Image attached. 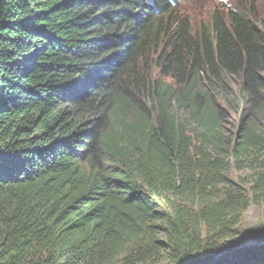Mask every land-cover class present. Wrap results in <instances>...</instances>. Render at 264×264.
<instances>
[{
    "label": "trees",
    "instance_id": "trees-1",
    "mask_svg": "<svg viewBox=\"0 0 264 264\" xmlns=\"http://www.w3.org/2000/svg\"><path fill=\"white\" fill-rule=\"evenodd\" d=\"M251 12L0 0V264H264V245L213 260L264 242L238 231L264 199ZM227 110L249 123L236 138Z\"/></svg>",
    "mask_w": 264,
    "mask_h": 264
},
{
    "label": "rangeland",
    "instance_id": "rangeland-1",
    "mask_svg": "<svg viewBox=\"0 0 264 264\" xmlns=\"http://www.w3.org/2000/svg\"><path fill=\"white\" fill-rule=\"evenodd\" d=\"M231 1L232 0H230L229 2ZM215 9L216 8L212 0H186V2L182 6L177 7V10L180 12V14L189 16L191 20H193L196 16V21L198 23L200 19L204 20L208 13ZM254 11L256 13V18L260 21L264 28V0H256ZM166 80L168 81V79ZM238 83V79L229 78L225 81V86L228 90H232L238 85ZM227 114V124L225 125V127L228 130V134L232 138H236L238 134L237 132L239 130L243 131L245 125H248L249 123L247 122L242 124L239 118L233 113L231 114L229 110H227ZM229 177L233 181L238 182L241 185L243 183L244 185L245 181L250 180L251 171L247 169L243 171H237L234 169V167H231V169L229 170ZM258 225H264V199L257 204L251 203L248 208L242 213L238 231H250L252 228Z\"/></svg>",
    "mask_w": 264,
    "mask_h": 264
},
{
    "label": "water",
    "instance_id": "water-1",
    "mask_svg": "<svg viewBox=\"0 0 264 264\" xmlns=\"http://www.w3.org/2000/svg\"><path fill=\"white\" fill-rule=\"evenodd\" d=\"M253 245H264V242H256V241H245L241 244H239L238 246H235V247H227L223 250H221L214 258L213 260H217L222 254H225V253H228V252H231L235 249H238V248H242V247H245V246H253Z\"/></svg>",
    "mask_w": 264,
    "mask_h": 264
}]
</instances>
